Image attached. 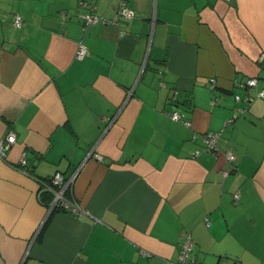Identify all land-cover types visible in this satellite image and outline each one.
<instances>
[{
    "label": "crops",
    "instance_id": "crops-1",
    "mask_svg": "<svg viewBox=\"0 0 264 264\" xmlns=\"http://www.w3.org/2000/svg\"><path fill=\"white\" fill-rule=\"evenodd\" d=\"M124 1L83 29L118 1L0 0V264H164L187 235L196 264H264V0ZM22 153L84 212H49Z\"/></svg>",
    "mask_w": 264,
    "mask_h": 264
},
{
    "label": "built area",
    "instance_id": "built-area-1",
    "mask_svg": "<svg viewBox=\"0 0 264 264\" xmlns=\"http://www.w3.org/2000/svg\"><path fill=\"white\" fill-rule=\"evenodd\" d=\"M118 6L115 16L110 20H105L98 15H96L94 12L89 11L85 12L79 15V18L82 23L83 29H86L90 26L96 25V24H116L118 18H123L126 20H131L134 17L133 10L127 6L126 2L124 0H117ZM227 2L233 1V0H225ZM89 4L86 1L80 2V7H87ZM93 9V6H92ZM13 24L16 27H20L22 24V20L20 16H15L13 19ZM87 54V50L83 46H79L76 58L79 60H82ZM215 80L210 79L209 80V86L210 88H214ZM234 86L237 88L242 89H256L257 87V79L256 78H249L244 82H235ZM257 97H264V89H260L256 93ZM173 97H175L173 95ZM236 101H240L241 99L246 102H251L253 97L249 95L248 93L241 98L239 95L234 96ZM239 111L242 112V109L239 108ZM172 120L174 121H180L181 116L174 112L171 115ZM186 124V122H185ZM219 133L212 132V133H206L203 135L202 143L204 146L205 151L207 152H215L217 151V142L219 138ZM15 143V136L14 133L9 131L5 134V136L0 140V161H6L7 159V153L9 149L12 147V145ZM198 154V153H197ZM89 156H93L97 160H101V156L98 154H93L92 152L89 154ZM228 161L232 162L234 161L235 157L231 152H227L225 154ZM15 169L21 171L23 174L30 175V173L27 170V159L25 153H22L19 158L18 166L15 167ZM74 174L68 179H65L60 172L54 173L52 176H50L46 180L37 179L32 177L40 186V192L47 191L51 193V200L49 203V212L53 210L62 211L66 213H70L73 215H79L80 213H83V208L70 196H68V193H70L71 186L73 183V180L75 178ZM39 196V192H38ZM237 196H235L236 198ZM192 253V240L190 235H187L186 238L181 242L180 244V250L177 257L176 262L171 261H165L164 264H196L195 260L191 256Z\"/></svg>",
    "mask_w": 264,
    "mask_h": 264
},
{
    "label": "trees",
    "instance_id": "trees-1",
    "mask_svg": "<svg viewBox=\"0 0 264 264\" xmlns=\"http://www.w3.org/2000/svg\"><path fill=\"white\" fill-rule=\"evenodd\" d=\"M48 178H46V179H48ZM46 179H42V180H46ZM39 198H40V201L42 203H44L45 205H49L47 203L50 202V200H51V193L47 192V191H43V192L41 191L40 192V190H39ZM53 211H57V210H53Z\"/></svg>",
    "mask_w": 264,
    "mask_h": 264
}]
</instances>
